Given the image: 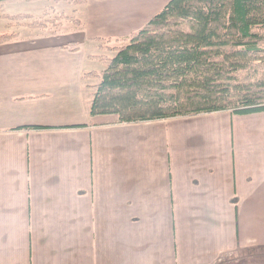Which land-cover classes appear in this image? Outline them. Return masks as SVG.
<instances>
[{"label":"crops","instance_id":"obj_1","mask_svg":"<svg viewBox=\"0 0 264 264\" xmlns=\"http://www.w3.org/2000/svg\"><path fill=\"white\" fill-rule=\"evenodd\" d=\"M165 2L85 0L69 7L79 24L44 30L0 22V33H18L0 43V264H235L231 252L264 254V112L230 118L237 130L197 156L171 148L173 118L89 117L98 80L82 74L102 69L88 58L103 51L97 39L128 35ZM50 6L9 0L2 10L37 17Z\"/></svg>","mask_w":264,"mask_h":264},{"label":"trees","instance_id":"obj_2","mask_svg":"<svg viewBox=\"0 0 264 264\" xmlns=\"http://www.w3.org/2000/svg\"><path fill=\"white\" fill-rule=\"evenodd\" d=\"M5 1L0 0V17L6 28L79 24L73 16H49L48 11L37 17L8 14L2 10ZM17 37V32H2L0 43ZM97 40L103 41V51L88 58L103 68L82 74L98 80L88 86L89 117L111 115L109 122L127 124L264 111V0H168L139 29L112 41ZM235 252V264L261 260ZM258 254L249 249L248 255Z\"/></svg>","mask_w":264,"mask_h":264},{"label":"rangeland","instance_id":"obj_3","mask_svg":"<svg viewBox=\"0 0 264 264\" xmlns=\"http://www.w3.org/2000/svg\"><path fill=\"white\" fill-rule=\"evenodd\" d=\"M167 1L168 0H166V2ZM52 2L56 6L53 7V14L48 9L49 16H52L54 14H68L66 16H69V7H73L74 5H76L73 2L69 3L68 0H60L59 3L52 0ZM163 6L164 4L161 6V8ZM63 12H65L66 14H64ZM0 22L5 23L6 20L0 17ZM8 31L9 30H6V32ZM109 55L111 54L109 53ZM96 64L99 69L103 68V65L100 62L97 61ZM237 116L241 115L232 114L228 111H220L207 114H199L192 117L173 118L171 120H174V128H171L169 130L171 137H173L171 148H175V151L178 155L189 154V156H192V154H194L197 156V154L203 149L212 146V142H214V140H222L224 136L221 135V133H225L227 131L229 132L231 129H233V131L237 130L236 124L230 120V118H233L234 120V118H236ZM104 117L111 120L114 118V116L111 115H106ZM260 127V124H255L253 126V129H259ZM154 128L161 129L159 126H154ZM213 133L215 135H211ZM206 134H208V136ZM245 256V258L255 259L257 257L262 258L264 254L262 253V255L260 254V256L245 254Z\"/></svg>","mask_w":264,"mask_h":264}]
</instances>
